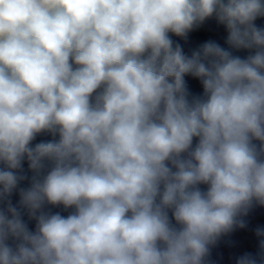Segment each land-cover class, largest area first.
<instances>
[{"label":"clouds","instance_id":"9594fccd","mask_svg":"<svg viewBox=\"0 0 264 264\" xmlns=\"http://www.w3.org/2000/svg\"><path fill=\"white\" fill-rule=\"evenodd\" d=\"M211 17L254 54L169 35ZM258 17L264 0H0V264H206L246 227L264 206ZM255 234L236 264H264Z\"/></svg>","mask_w":264,"mask_h":264},{"label":"water","instance_id":"95a60500","mask_svg":"<svg viewBox=\"0 0 264 264\" xmlns=\"http://www.w3.org/2000/svg\"><path fill=\"white\" fill-rule=\"evenodd\" d=\"M257 27L264 28V17H258L254 22ZM174 43H179L186 55L198 49L200 45L208 40L217 42L221 47L232 52L234 56L246 58L250 54H254V49H232L226 43L227 31L226 28L219 24L215 17L208 18L202 25L193 29L188 33L186 38L177 37L174 34H169ZM189 90L193 95L202 94V88L198 80L191 76L185 77ZM95 94H93L94 98ZM53 139H59L58 135L53 137L50 133H40L32 141V146L40 142H47ZM197 142L196 138L193 141V147ZM259 143L258 141H254ZM186 156V154H184ZM2 167V165H0ZM175 170V169H173ZM28 179L19 183L18 188L13 192L10 199L14 206L19 207V189L30 187L31 177L33 173L28 168V162H23V172ZM201 190H206L207 185H200ZM0 207H6V204H0ZM46 211L53 213L59 212L63 216H67L73 209L65 210L63 206L47 205ZM23 219L27 222L30 230H35V220H30L26 211L22 210ZM171 217V211H169ZM246 222V227L236 228L233 232L223 235L217 243L211 247L210 255L207 258L206 264H236V259L244 253L256 254L259 250V239L255 234V229L260 226L264 227V206L254 204L248 214L242 217ZM173 223L175 221L173 220ZM11 243V241H9Z\"/></svg>","mask_w":264,"mask_h":264}]
</instances>
